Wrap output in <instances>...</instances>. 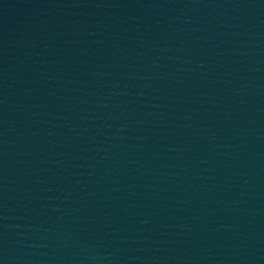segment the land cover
<instances>
[{
    "label": "water",
    "instance_id": "water-1",
    "mask_svg": "<svg viewBox=\"0 0 264 264\" xmlns=\"http://www.w3.org/2000/svg\"><path fill=\"white\" fill-rule=\"evenodd\" d=\"M0 264H264V0H0Z\"/></svg>",
    "mask_w": 264,
    "mask_h": 264
}]
</instances>
